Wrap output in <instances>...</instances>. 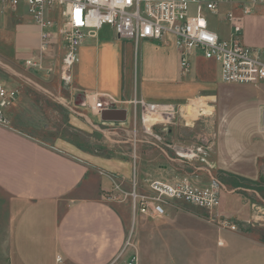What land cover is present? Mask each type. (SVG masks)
<instances>
[{
	"label": "crops",
	"instance_id": "obj_1",
	"mask_svg": "<svg viewBox=\"0 0 264 264\" xmlns=\"http://www.w3.org/2000/svg\"><path fill=\"white\" fill-rule=\"evenodd\" d=\"M5 7L7 11L0 8V26L10 34L16 61L25 65L37 55L40 28L25 6ZM230 10L240 13L229 5L226 11L221 9L220 21L226 22L224 15ZM227 24V36L216 28L223 39H230ZM243 27L244 44L264 49V11L246 17ZM57 50L63 57L64 47L58 42L46 56V69ZM79 57L66 83L70 95L60 96L73 113L72 127L84 133L101 125L128 127L135 98L177 108L201 104V99L211 104L209 98H216L213 165L246 180L259 177L264 157V84H224L217 63L201 55L183 76L172 38L168 44L142 41L136 49L132 42L118 40L110 26L87 35ZM191 75L194 80H184ZM247 96H261V102L246 111L239 104ZM94 97L105 102L101 112L93 108ZM104 111L110 112L111 120L102 119ZM8 114L18 122L16 110ZM131 174L132 163L125 156L103 157L63 138L51 144L12 124L0 126V264H264V242L229 227H220L211 262L197 254L194 214L183 202L168 207L162 219L137 217L136 237L126 247L133 225L131 208L127 203H108L104 195L114 182L129 190ZM153 175V180L165 182L178 179L167 170Z\"/></svg>",
	"mask_w": 264,
	"mask_h": 264
},
{
	"label": "built area",
	"instance_id": "obj_2",
	"mask_svg": "<svg viewBox=\"0 0 264 264\" xmlns=\"http://www.w3.org/2000/svg\"><path fill=\"white\" fill-rule=\"evenodd\" d=\"M13 10L21 6L40 28L37 55L25 61L29 71H47L46 56L56 43H62L61 75L70 80L80 62L79 49L89 34L105 26L114 29L118 40L130 41L137 49L142 41L168 44L172 38L180 55V72L186 76L191 71L192 60L201 55L217 63L221 82L227 85L264 84V49L251 48L243 42V21L246 17L264 11V0H0ZM223 4L235 6L240 13L228 11L224 20L231 26L230 39H223L209 21V14L220 16ZM68 83V81H67ZM17 90L0 85V126L10 127L9 108L17 99ZM94 109L106 108L100 97H94ZM133 119L135 147L138 143L137 128L153 139L166 153L173 150L184 162L206 163L210 147L204 144L177 146L164 140L156 126L164 130L176 114V107L134 99ZM137 171V156L132 164L130 188L114 182L105 192L108 203L125 204L131 208L133 223L137 217L162 219L167 208L183 202L212 212L221 206L219 187L195 185L186 176L171 182L153 180L143 189ZM223 227L236 230L235 226ZM131 245L130 238L126 247ZM61 261V257H58ZM137 261V256L133 257Z\"/></svg>",
	"mask_w": 264,
	"mask_h": 264
},
{
	"label": "rangeland",
	"instance_id": "obj_3",
	"mask_svg": "<svg viewBox=\"0 0 264 264\" xmlns=\"http://www.w3.org/2000/svg\"><path fill=\"white\" fill-rule=\"evenodd\" d=\"M0 8L4 11L8 9L1 1ZM221 9L224 12L229 9V5L223 4ZM208 17L213 28L220 29L225 36L228 35L227 22L220 21L221 17L217 15L209 14ZM1 27L0 85L18 92L16 101L8 110H16L18 113V122L14 123L10 119L12 125L43 142L53 144L57 139L63 138L86 152L103 157L125 156L133 164L136 155L138 176L143 189L153 180V173L160 170H167L177 178L189 177L195 185L210 186L215 183L221 195V206L217 210L208 212L183 203L194 214L198 234L197 254L209 258V262L214 258L218 232L223 223L235 226L237 232L252 239L264 242V157L260 160L259 177L255 180L236 177L233 173H225L213 165L211 144L214 138L213 127L216 124L213 121L219 100L209 98V101H213L210 104L201 99V104L195 102L182 108L176 107L175 117L166 130L162 126H156L168 143L182 147L195 144L209 146L206 163L184 162L173 150H167V158L156 142L144 134L140 125L137 128L138 143L135 147L134 119L128 127L101 125L91 133L78 131L70 124V115L73 113L60 100L61 95H70L66 88V83L70 80L61 75L62 57L59 50L57 57L54 55L49 60L52 68L49 74L47 71H29L25 65L16 61L12 53L10 34ZM194 77L191 75L184 80L191 81ZM62 82H65V87ZM257 102H261V96L257 99H242L239 107L248 111L256 108ZM202 110L207 111L205 115H202ZM135 227L136 222L132 225L130 242L136 237Z\"/></svg>",
	"mask_w": 264,
	"mask_h": 264
},
{
	"label": "water",
	"instance_id": "obj_4",
	"mask_svg": "<svg viewBox=\"0 0 264 264\" xmlns=\"http://www.w3.org/2000/svg\"><path fill=\"white\" fill-rule=\"evenodd\" d=\"M108 113H110V112H109V111H104V112L101 113L102 119H103L104 121L111 120V119L107 116ZM118 120H122V121H124L125 118H123V119H118Z\"/></svg>",
	"mask_w": 264,
	"mask_h": 264
}]
</instances>
